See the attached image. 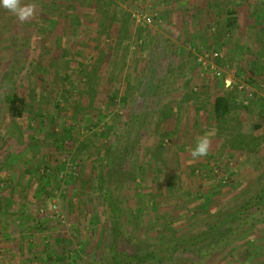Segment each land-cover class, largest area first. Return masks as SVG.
I'll use <instances>...</instances> for the list:
<instances>
[{"label":"rangeland","instance_id":"obj_1","mask_svg":"<svg viewBox=\"0 0 264 264\" xmlns=\"http://www.w3.org/2000/svg\"><path fill=\"white\" fill-rule=\"evenodd\" d=\"M20 4L35 5L23 21L0 6V264L108 259L113 233L100 176L107 143L132 114L147 123L112 188L122 207L121 251L190 242L258 193L264 0ZM140 7L161 22L136 27L130 15ZM212 51L220 76L198 62ZM14 92L26 98L20 119L8 116ZM219 95L231 105L223 120L213 105ZM204 136L209 150L194 158ZM54 204L59 218H43L40 208ZM244 216L248 230L227 247L205 253L208 242L197 244L163 264H264V202Z\"/></svg>","mask_w":264,"mask_h":264},{"label":"trees","instance_id":"obj_2","mask_svg":"<svg viewBox=\"0 0 264 264\" xmlns=\"http://www.w3.org/2000/svg\"><path fill=\"white\" fill-rule=\"evenodd\" d=\"M131 16V15H130ZM165 81L158 84L153 90V94L156 95V89L158 86L163 88ZM214 111L218 120H223L224 117L231 111V105L229 97L219 95L215 97ZM26 98L19 92H14L8 101V116L13 119H20L25 114ZM170 115L168 114L166 118ZM146 119L142 120L141 115H130L127 121V128H125L120 134L115 136L113 141H109L106 145L104 152V160L107 162L106 172L104 171L100 176L101 190L104 193L107 201L112 229V240L109 246V256L102 264H163L164 261L175 262V253L182 250H188L189 247L197 244H208V248H205V253L214 252L219 248L227 247L232 241L239 238L241 234L246 233L245 223L249 224L248 218L244 215L250 214L253 208H260L264 202V183L260 186L258 193L249 198L241 205L237 210L225 214L222 218H217L214 225L207 228L200 235L193 237L190 242L184 243L171 242L164 248H157L151 251H145L141 254L139 251H135L134 254H127L119 249L117 240L121 237L120 225L122 219V207L119 197L113 195V186H118L122 179L121 174L124 170V163L127 156L132 152L136 143L139 142L145 131ZM134 136V137H132ZM133 138V139H132ZM116 142V143H115ZM115 144V145H114ZM250 218V217H249ZM239 219L240 223L238 229L233 231V234L227 235L225 231L227 226ZM252 219V218H250ZM251 225H254L251 223ZM234 235V236H233ZM212 239V240H210ZM215 239V241H213ZM51 257V256H50Z\"/></svg>","mask_w":264,"mask_h":264},{"label":"built area","instance_id":"obj_3","mask_svg":"<svg viewBox=\"0 0 264 264\" xmlns=\"http://www.w3.org/2000/svg\"><path fill=\"white\" fill-rule=\"evenodd\" d=\"M157 15L153 14L152 12L146 11L144 9H136L134 11L131 12V19L134 22V24L136 25V27L138 28H142V29H148L150 27L153 26V24L161 22L160 19L158 17H156ZM219 57L218 52L216 51H212L210 52H203L199 58H198V62L201 66H204L205 68L207 66H210V69L213 70L214 74L216 76H220V72L218 71V69L216 68V66L214 65V63H212L213 60H216ZM211 61V62H210ZM0 186L2 187V184L0 183ZM40 212L43 214V218H45L46 213L50 212L49 218H59L60 216V212L58 210L57 205H52V207H50L49 211H47L46 209L40 208ZM63 217V216H62ZM52 262L53 260L56 259V257L51 256ZM51 261H49V263H52ZM38 262L36 261V264Z\"/></svg>","mask_w":264,"mask_h":264},{"label":"clouds","instance_id":"obj_4","mask_svg":"<svg viewBox=\"0 0 264 264\" xmlns=\"http://www.w3.org/2000/svg\"><path fill=\"white\" fill-rule=\"evenodd\" d=\"M0 6L15 13L21 21L32 16L35 7L34 4L21 6L20 0H0ZM209 144L210 142L207 136L201 137L192 151V156L197 158L206 155L209 150Z\"/></svg>","mask_w":264,"mask_h":264},{"label":"crops","instance_id":"obj_5","mask_svg":"<svg viewBox=\"0 0 264 264\" xmlns=\"http://www.w3.org/2000/svg\"><path fill=\"white\" fill-rule=\"evenodd\" d=\"M192 6H195V5H192ZM140 8H141V7H140ZM142 8H143V7H142ZM200 49H201V48H200ZM200 49H199V50H200ZM19 192H20V194H22L23 191H22L21 189H19ZM11 205H12V207H13V204H9L8 206L11 207ZM8 208H9V207H8ZM13 208H15V207H13ZM10 211H12V210H10ZM14 211H15V210H13L12 213L9 212V213L11 214V216H12V215H15V214H13ZM15 216H17V215H15ZM17 243H19V241H18ZM13 262H14V261H13ZM11 263H12V261H11Z\"/></svg>","mask_w":264,"mask_h":264}]
</instances>
